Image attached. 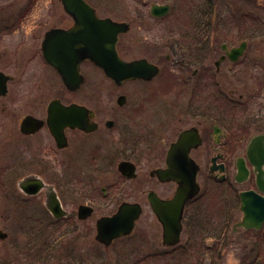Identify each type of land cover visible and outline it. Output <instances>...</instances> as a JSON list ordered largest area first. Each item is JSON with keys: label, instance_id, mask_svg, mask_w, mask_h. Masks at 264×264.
Returning <instances> with one entry per match:
<instances>
[{"label": "flooded vegetation", "instance_id": "obj_1", "mask_svg": "<svg viewBox=\"0 0 264 264\" xmlns=\"http://www.w3.org/2000/svg\"><path fill=\"white\" fill-rule=\"evenodd\" d=\"M138 1L141 5L135 6L129 15L131 18L122 12L125 15L119 16V19L101 14L87 1L97 16L128 24L125 31L118 33L115 44L117 56L121 60L143 58L158 68V73L150 79L130 78L119 83L107 77L87 56L78 62L80 76L76 82L74 49L84 47V40H76L68 35L56 36L52 41L55 64L47 60L44 53L46 32L52 28H70L74 24L70 14L63 11L64 22L50 25V20H56L58 14L47 12L46 22L38 19L28 31L22 26L28 23L29 13L0 18V43L5 35L19 31L25 33V37L4 46L0 53L1 61L4 62L0 67V157L9 159L4 174L20 172L22 169L24 175L17 183L20 191L26 196L43 192L47 210V191L51 188L66 211L62 217L52 216L55 220L69 219L72 215L78 217L80 206L91 208L92 215L94 207L88 202L79 203L76 211H68L56 186L47 183L40 176L38 168L50 173L56 181H66L69 187L71 184L85 189L92 186V181H100L106 174L107 164L114 163L122 181H134L140 176L136 185L118 188L131 191L133 196L120 198L114 211L124 201L139 203L142 212L146 204L152 211L148 194L154 192L160 198L170 199L177 186L173 180H160L152 174V170L166 167L171 143L187 129L191 130L193 139H200L199 144L189 151L199 166L197 178L202 162L209 160L208 169L214 172L213 176L221 182L227 181L230 178V148L243 143V153L234 157L232 179L235 181L237 160L243 158L248 167V176L241 185L244 189H257V171L251 163L248 149L255 134L263 135L264 148V81H259L258 87L244 99L239 95L236 99L232 97L230 102V91H233L230 90V74H234V68L242 61L240 58L231 60L226 51L243 39L238 44L236 39L230 41V29L151 26L134 30L137 17L145 15L154 22H165L172 8L169 0ZM191 2H188L190 17L197 8L196 4L192 7ZM154 4L168 5L167 13L153 15L151 10ZM124 5L127 8L131 6ZM120 8L123 10L125 7L120 5ZM145 32L151 33L152 38L139 43L142 39L148 40L141 38ZM57 65L72 68L73 86L64 83ZM91 67L101 71L120 89L115 97L116 106L111 104L113 98L107 97L105 93L91 92ZM158 75H162V82L155 84L153 81ZM131 84L133 91L129 92L128 85ZM144 85L151 92L146 94L143 103H139L142 94L140 89ZM256 90L260 94L257 111L249 109L256 97ZM157 96L160 97L154 101ZM120 98L121 103L118 101ZM174 126L176 129L171 136L170 129ZM253 158L261 161L264 188V149ZM122 161L134 165V177L125 176L117 168ZM153 161L157 163L147 170V175H140L141 164ZM212 165L217 169L211 170ZM24 179H39L43 185L36 193L29 194L20 188V182ZM91 190L94 191L93 188ZM101 190L106 194L105 187H101ZM227 197L222 202L227 201L230 207V193ZM194 199L185 203L183 224L190 221L188 207Z\"/></svg>", "mask_w": 264, "mask_h": 264}, {"label": "rangeland", "instance_id": "obj_2", "mask_svg": "<svg viewBox=\"0 0 264 264\" xmlns=\"http://www.w3.org/2000/svg\"><path fill=\"white\" fill-rule=\"evenodd\" d=\"M87 1L94 5L101 14L112 15L117 19L119 16H124L125 13L128 14V17L135 6L141 5L138 0ZM169 1L172 8L167 21L154 22L148 16H139L134 20L133 29H146L151 26L156 28L167 26L171 29L195 27L196 21L192 26L191 20L194 21L193 17L196 16L198 27L230 29L232 32L230 39H232V34L239 32L247 34L246 37L250 38H248V47L240 58L242 63L234 68L233 75L230 74V90L233 89L232 92L230 91V102L232 97L236 99L242 95L244 99V96L253 93L258 87V82L264 81V0H190L192 7L194 4L197 6L190 18L188 17L189 0ZM124 3L131 6L127 8ZM120 5L125 8L122 10ZM47 12L58 14L56 20H50V25L55 22H64L63 9L59 0H0V18L15 16L17 13L31 14L28 23L24 21L25 24L22 26V29L27 31L34 27V21H38V19H43V22H46ZM248 17L254 19V26H248L250 25ZM205 21H207L206 26L203 25ZM140 33H142L141 30ZM22 37H25L23 31L5 35L0 43V53L4 46L16 43ZM141 38L148 40L142 39L139 43L150 41L152 35L145 32ZM3 64L4 62L0 58V67ZM161 82L162 75H158L153 81L155 84ZM90 86L91 92L105 93L108 95L107 97L113 98L111 104L117 105L115 97L120 89L94 67L90 68ZM128 87V91L132 92V84ZM140 91L142 94L139 103H143L146 94L151 90L144 85ZM258 91L256 90V94H254L256 97L249 105V109L253 108L255 111L258 110V96L260 97ZM159 97H155L154 101ZM234 112L236 115V111ZM230 117L232 116L230 115ZM235 118L233 119L235 120ZM240 122L243 120L240 119ZM175 129V126L170 129L171 136ZM242 153L243 143L230 148V156H228L230 178L225 182H221L213 176L214 172L208 169L209 160L205 163L202 162L201 172L198 176L200 192L188 207V213L194 212V214H190L191 222L183 224L180 241L169 247L161 243V225L146 204L134 231L129 236L114 241L108 247H104L94 238L95 219L101 215L112 213L122 198L133 196L131 191L118 188L136 185L140 176L134 181H122L115 164L108 163L106 174L102 179L92 181V186L82 189L71 184L69 187L66 181H56L50 173L38 168L41 171L40 176L47 183L56 186L62 203L68 211H76L79 203L88 202L94 207L93 214L86 219L79 220L76 215H72L69 219L55 220L45 207L43 192L35 196L23 194L17 183L24 175V171L21 169L20 172L11 173L10 171L4 174L9 159L0 157V230L6 233L5 238H0V259L3 261L5 259L6 264H12L10 262L13 258L20 257L19 247L23 242L30 240L32 243L34 241L32 246L34 244L36 246L39 242L43 244L49 239H55L57 240L56 249L48 255L51 258L47 259V264H213V261L216 264H239L241 258L249 254L251 247L259 242L256 238L262 231L246 232L243 228L232 229L233 223L241 215L238 208L237 192L244 187L243 184H237L232 179L233 162L235 155ZM156 163L153 161L141 164L140 175L145 173L147 175V170L155 166ZM101 187H105L106 194L102 193ZM229 193L230 206H233L234 210L226 213L225 211L230 210V207H222L227 204V201L223 202L224 204L221 202L228 198ZM213 195L219 202L214 201L211 197ZM197 208L203 209L204 214L198 213L195 210ZM196 217L203 218L204 223H196L194 221ZM42 230L41 240L43 242L30 239ZM44 247L46 249L47 245ZM72 247L74 252L68 256L67 253ZM42 250L43 252L49 251L43 248ZM68 260L72 263H68ZM13 262L18 263L19 261Z\"/></svg>", "mask_w": 264, "mask_h": 264}, {"label": "water", "instance_id": "obj_3", "mask_svg": "<svg viewBox=\"0 0 264 264\" xmlns=\"http://www.w3.org/2000/svg\"><path fill=\"white\" fill-rule=\"evenodd\" d=\"M63 9L74 19V25L68 30L53 28L46 33L44 41V50L47 59L54 63L52 41L56 36L70 35L74 39L84 40V47L75 48L76 65L74 75L76 82L79 80L78 62L84 56L89 57L94 63L99 65L105 74L111 77L117 83L126 78H151L158 72V68L146 62L145 59L123 61L117 56L115 44L117 35L128 28L125 22L114 21L109 17H98L95 10L85 0H60ZM168 5L155 4L152 7L154 15H162L167 11ZM246 42H241L239 46L232 47L227 54L231 60H236L244 51ZM66 85L73 86L72 68L57 65ZM1 74V73H0ZM78 84V83H76ZM119 103L122 98L118 99ZM189 129L183 130L176 141L172 142L166 157V167L155 168L152 174H155L160 180H173L177 187L174 195L170 199H162L154 192L148 194L150 206L154 211L162 227V243L165 245H174L180 240L182 231V212L185 202L195 196L199 191V184L196 180L198 165L190 157L189 151L196 147L200 139L192 138ZM261 134L255 135L250 143L248 155L251 163L258 170L256 182L261 190L262 179L260 166L261 161L255 160L253 156H258L263 150ZM237 172L235 179L242 182L248 175L243 158L236 162ZM118 169L127 177H134V165L130 162L122 161L118 164ZM211 169H216L214 165ZM43 183L39 179H24L20 182V187L29 194L36 193ZM240 210L242 217L233 224V230L237 227L260 228L264 221V196L253 189H246L239 192ZM51 214L56 217H62L66 211L62 209L59 199L55 192L50 188L47 191V203ZM92 209L88 206H80L78 217L83 219L88 217ZM141 214V206L138 203L122 202L117 210L111 215H104L96 220L95 239L105 246H108L114 239L129 235ZM6 233L0 230V238H4Z\"/></svg>", "mask_w": 264, "mask_h": 264}, {"label": "trees", "instance_id": "obj_4", "mask_svg": "<svg viewBox=\"0 0 264 264\" xmlns=\"http://www.w3.org/2000/svg\"><path fill=\"white\" fill-rule=\"evenodd\" d=\"M204 17H206V16H204ZM247 19L249 20V24H250L248 26H254V19L253 18H249V17ZM203 25L206 26L207 25V21H205L203 23ZM238 37L239 38H243L244 36H238ZM233 210H234V207L230 206V212L233 211ZM197 212L199 213V212H202V211L199 210ZM190 214H194V212L191 211ZM202 219L203 218H201V217H198V218L196 217L194 219V221H196V223H204L202 221ZM87 229H89V226H87ZM245 231L246 232H251V231H253V229L245 230ZM258 231L259 230H254V232H258ZM262 235L264 236V232L263 231H261V234L257 235L256 239L259 242L255 243V245H253L251 247V251L249 252V254H247L244 257H242L240 262H239V264H264V237ZM42 236H43V230H42V232L38 231L37 235H35L34 237H31L30 239H34L35 241L43 242L41 240ZM32 243H30V240L23 242V244L20 245V247H19V249H20V252H19L20 257L13 258V260H11L10 263H12V264H47L46 263L47 259L51 258V256L48 257V255H50L53 252L52 250L56 249L57 240L49 239V241L43 242L44 245H47L46 249H45L44 245L42 243H40V242L36 246H35V244L32 246ZM42 248L44 250H49L50 252L49 251L43 252ZM69 251L70 252L67 253V255L71 256L73 254V252H74V248L72 247V249H69ZM13 261H19V262L15 263ZM69 262H71V261L68 260V263ZM0 264H6L5 259H4V261L0 259ZM213 264H216V263L213 261Z\"/></svg>", "mask_w": 264, "mask_h": 264}]
</instances>
